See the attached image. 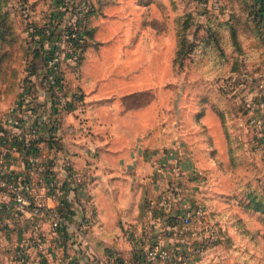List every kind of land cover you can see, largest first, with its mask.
<instances>
[{
	"label": "crops",
	"instance_id": "0c3cea01",
	"mask_svg": "<svg viewBox=\"0 0 264 264\" xmlns=\"http://www.w3.org/2000/svg\"><path fill=\"white\" fill-rule=\"evenodd\" d=\"M208 1L210 8H202L198 0H177L172 12L167 0L84 1L91 10L86 19L91 35L77 71L72 67L66 71L67 87L72 90L79 86L84 92V109L67 114L59 124L49 125L36 138L30 134L34 115H27L23 127L18 128L6 123L9 111L0 113V161L7 169L29 174L41 186L51 178L66 180L70 209L65 212L67 227L55 233L49 217L27 210H0V264H11L19 242L38 234L43 236L44 243L31 246L33 264H89L91 251H96L100 260L130 253L142 259L147 247V208L152 200L157 202L158 212L163 216L153 226L152 240L167 246H184V241L190 239L198 243L206 233L203 228L220 221L213 199H202L196 193L197 200L190 201L172 193L183 191L186 178L201 172V149L192 147L188 153L181 139L169 141L172 93L163 84L159 87L154 84L157 75L152 69L156 62H167V52L159 58L154 54L152 39L148 43H135L128 37L132 29L142 25V30L147 26L155 29L153 16L158 15L161 22L165 15L168 23L167 16L171 14L190 13L201 18L204 11H209L215 23L226 22L231 15L228 1ZM216 1L223 4L216 5ZM252 1L260 4L258 0ZM155 2L160 8H153ZM221 5L225 6L219 8ZM120 32H126L123 38ZM42 66L41 63L39 67ZM164 77L161 72L160 78ZM29 81L43 99L37 75H29ZM184 91V88L177 90L175 101L181 112L185 111ZM56 118L58 115H54ZM206 123L211 132V125ZM195 126L200 127V122ZM30 140L44 164V170L34 174L27 165L26 144ZM65 158L69 159L68 168L63 167ZM49 194L45 187L35 193L47 207H57L58 201ZM11 201L10 192L0 189V202ZM198 202L206 208L205 222L194 220L187 232L170 226V215L183 213L187 206ZM257 213L262 215L260 211ZM231 251L230 255L235 254ZM221 254H224L221 249L209 248L204 257L196 256L187 264H220L217 259ZM241 255H248V251L242 250Z\"/></svg>",
	"mask_w": 264,
	"mask_h": 264
},
{
	"label": "rangeland",
	"instance_id": "374dc122",
	"mask_svg": "<svg viewBox=\"0 0 264 264\" xmlns=\"http://www.w3.org/2000/svg\"><path fill=\"white\" fill-rule=\"evenodd\" d=\"M79 1L73 0L76 4ZM198 1L202 8L211 6L208 0ZM167 2L169 11L177 4V0ZM234 4L238 9L235 0ZM152 6L160 8L158 2ZM257 6L250 16L241 12L218 23L209 11H204L201 18L190 13L171 14L167 16L168 23L165 15L162 22L160 15L153 16L155 29L147 26L142 30V25L128 36L135 43L152 39L154 54L159 58L167 52V62H156L152 69L157 75L154 84H163L172 93L169 141L181 139L188 153L192 147H200L202 168L198 176L186 178L183 191L172 193L190 201L197 200L196 193L202 199L211 198L217 202L220 215V221L203 228L206 233L198 243L189 238L182 246L203 245L201 257L209 248H219L224 253L217 259L220 264L246 263L241 260L264 264V213H257L258 208L264 209V130L249 121L253 114L249 104L264 94V31L260 15L264 5L260 2ZM55 12L63 14L64 20L71 16L69 10L65 15L61 0H0V113L10 110L21 90L30 87L29 75H36L42 68L38 64L51 44L43 40V28L52 24ZM125 33L120 32V37ZM69 67L77 71L78 63ZM179 88L185 89L184 112L178 111L175 102ZM199 122L200 127H196ZM145 200L148 202L147 196ZM206 216L194 223L205 222ZM231 250L235 254L230 255ZM242 250H247L248 255H241Z\"/></svg>",
	"mask_w": 264,
	"mask_h": 264
},
{
	"label": "built area",
	"instance_id": "2783aa9c",
	"mask_svg": "<svg viewBox=\"0 0 264 264\" xmlns=\"http://www.w3.org/2000/svg\"><path fill=\"white\" fill-rule=\"evenodd\" d=\"M88 6V5H87ZM85 3L76 4L73 0H61V8L65 15L69 10V20L61 22L53 18L52 24L46 28V34L55 32L58 38L49 41L50 48L45 55V66L37 72L38 82L42 87V97L35 93L31 87L25 88L20 94L17 102L10 108L6 117V123L15 127H23L27 115H34V123L30 129L33 138L39 137L49 125L59 124L64 117L72 111H82L86 105L85 95L81 87L77 86L70 90L66 78V71L70 65L79 64L81 55L84 54L85 46L88 43V35L82 26H78L80 19L88 10ZM68 14V15H69ZM263 86V84H261ZM253 113L249 121L251 125H260L264 130V94L255 102L249 104ZM257 112V114H254ZM54 115L58 118L54 120ZM29 146V147H28ZM27 165L32 173L44 170L37 149L32 140L27 143ZM70 166L69 159L63 160V167ZM40 187H45L49 195L58 201V206L49 208L43 199L36 197L35 193ZM0 189H5L12 196L11 202H0V210L11 209L13 211H32L37 216L49 217L51 228L59 233L67 227V218L63 208L68 201L66 196V180L51 178L45 181L43 186L25 173L6 168L3 161H0ZM156 201L152 200L147 208L148 222L146 244L142 259H137L134 253L128 255L107 256L100 260L96 251L89 254V264H187L189 260L200 256L204 246H193L184 248L182 245L167 246L164 243L152 240L153 226L161 222L162 215L158 212ZM207 215L206 208L202 203L187 206L183 213L170 215L176 220L174 228L180 232L188 230L194 220ZM44 238L38 234L34 238L25 237L17 245L11 264H33L30 255L32 245L42 246ZM189 244V243H188ZM69 264H77L70 262Z\"/></svg>",
	"mask_w": 264,
	"mask_h": 264
},
{
	"label": "trees",
	"instance_id": "16d2710c",
	"mask_svg": "<svg viewBox=\"0 0 264 264\" xmlns=\"http://www.w3.org/2000/svg\"><path fill=\"white\" fill-rule=\"evenodd\" d=\"M60 1V0H59ZM84 3V1L86 2V0H82ZM228 1V7L231 8V15H230V18H234V15H238L240 14L241 12L242 13H245V14H248L249 16L255 12V10H258V6H257V2H253L252 0H235L238 5H239V8H235V4H234V0H227ZM260 2L262 3V5H264V0H260ZM81 2H79V4L81 5L82 4ZM78 4V5H79ZM88 5V4H87ZM88 7V6H87ZM246 8V9H245ZM91 11V10H90ZM89 7H88V10L84 13V15L82 16V18L79 20L80 23H78V26H82L84 29H85V32L86 34L88 35V37L91 35V31L88 29L87 25H86V19H88V14H89ZM63 14H60L58 12H55L51 17L52 18H57L60 20L61 22V19H62V16ZM260 15H263V17L261 18V23L263 24L262 25V29L264 31V12L263 13H260ZM53 20V19H52ZM42 36H43V40H49V41H54L58 38V34H56L55 32H51L50 34H46V29L43 28V33H42ZM87 46V45H86ZM86 46H85V49H86ZM84 49V51H85ZM82 56L83 54L81 55V58H80V61L82 59ZM39 63V61H37V64ZM45 63H46V59L45 57H43V61H42V64L43 66H45ZM39 66V64H38ZM42 66V67H43ZM34 144H33V148H34ZM29 147V146H28ZM27 147V144H26V149L28 148ZM70 209L68 207V201L66 202V206L63 208V213L65 214V212L69 213ZM258 211L264 213V209L261 210L258 208ZM169 220H171V224L170 226L173 227L175 226L176 224V220L174 217H169ZM180 232V231H179Z\"/></svg>",
	"mask_w": 264,
	"mask_h": 264
}]
</instances>
